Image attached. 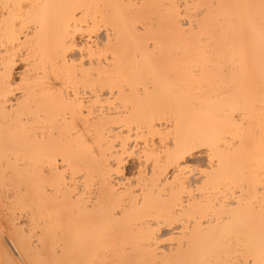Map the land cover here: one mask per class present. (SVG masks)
Segmentation results:
<instances>
[{
  "label": "bare ground",
  "instance_id": "obj_1",
  "mask_svg": "<svg viewBox=\"0 0 264 264\" xmlns=\"http://www.w3.org/2000/svg\"><path fill=\"white\" fill-rule=\"evenodd\" d=\"M26 2L39 30L13 34L0 7V264L56 259V249L84 261L258 264L260 0ZM203 5L216 7L199 15ZM234 110L244 127L229 118ZM191 136L213 144L215 159L205 148L179 164L167 155Z\"/></svg>",
  "mask_w": 264,
  "mask_h": 264
},
{
  "label": "snow or ice",
  "instance_id": "obj_2",
  "mask_svg": "<svg viewBox=\"0 0 264 264\" xmlns=\"http://www.w3.org/2000/svg\"><path fill=\"white\" fill-rule=\"evenodd\" d=\"M0 7L3 8V16L4 20L7 24L10 25L13 34H15L17 31H20L22 34V31L24 28H28L29 31H31L32 25L35 23V26L37 30H39V24L36 23L33 19V9L37 7L36 5L26 2V0H19L17 3H3L0 4ZM174 8H180L183 10L185 7H192V5H174L172 6ZM201 7V12L199 15H204L206 9L210 7H216L215 5H203ZM243 7H256V5H245ZM258 7L261 10V32L264 34V0H260V4ZM179 23L187 24V17L184 18L183 21H180ZM193 28H196L195 22H193ZM69 41H65V47L66 50L70 51L71 49L68 48ZM152 46V42H149V47ZM82 53L85 51L84 49L80 50ZM89 52H91V49H88ZM89 56H85L84 59H89ZM64 60L65 64H67V52L64 54ZM110 67V65H109ZM27 69H25V73H27ZM224 72L227 73L228 69L227 67L224 68ZM199 75L198 68L192 69V76L195 78ZM14 83V82H13ZM69 90V102H71V93L73 91L71 84H68L66 82V85ZM18 92H22L25 90V78L22 77L20 79V83L15 85ZM63 92V89H61V94ZM262 97H264V89H262ZM86 103V102H85ZM76 107L80 110L81 115H83V110L85 107L84 103H81L79 99L77 98L75 101ZM194 107H197L194 105ZM260 109L261 112L264 113V98H262L260 103ZM241 116H244L243 119H240ZM232 120L239 121L238 127H244L247 122V117L244 115L243 112H239L238 110H234L230 117ZM220 131L218 130V136L220 135ZM171 144V140L168 142ZM214 145L207 142L203 137L201 136H191L188 139L181 141L179 138L176 142L175 148H169L167 155L172 158L174 157L175 160L178 162L183 161L184 157L189 155L191 152L195 151L197 148H205L209 150V159L214 160L215 156L212 154V149ZM59 159V157H57ZM181 171H184L183 169ZM47 172V169H43L42 175ZM207 173H205L206 175ZM179 175V174H178ZM46 193L49 197L55 198L56 191H55V185H49L46 186ZM235 208H240L241 203L236 202L234 204ZM55 256L56 259L46 258V255L44 253H41L39 258L35 259H25L23 257L19 259H14L9 262V264H147L145 261H139L135 259H128V258H116V259H94L91 261H84V260H77V259H69V258H63L64 253L61 252L60 249H56ZM213 264H253V261L251 258L245 260V259H238L236 261H226V262H213ZM258 264H264V258H262Z\"/></svg>",
  "mask_w": 264,
  "mask_h": 264
},
{
  "label": "rangeland",
  "instance_id": "obj_3",
  "mask_svg": "<svg viewBox=\"0 0 264 264\" xmlns=\"http://www.w3.org/2000/svg\"><path fill=\"white\" fill-rule=\"evenodd\" d=\"M0 216H1V215H0ZM0 218H1V217H0ZM0 222H1L0 224L2 225V219H0ZM7 238H8V237L6 236V240L9 239V238H8V239H7ZM10 241H11V239H10ZM8 242H9V241H8ZM11 242H12V241H11ZM10 244L12 245V243L9 242V245H10ZM13 250H14V249H13Z\"/></svg>",
  "mask_w": 264,
  "mask_h": 264
}]
</instances>
